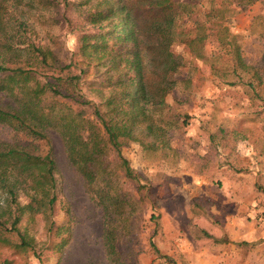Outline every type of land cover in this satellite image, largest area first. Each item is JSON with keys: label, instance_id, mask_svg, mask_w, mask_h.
<instances>
[{"label": "trees", "instance_id": "16d2710c", "mask_svg": "<svg viewBox=\"0 0 264 264\" xmlns=\"http://www.w3.org/2000/svg\"><path fill=\"white\" fill-rule=\"evenodd\" d=\"M255 1L21 0L27 13L42 23L48 18L61 24L62 18L68 24L72 6L89 5L83 14L86 23L79 26V45L65 51L33 37L21 14L13 19L1 13L0 92L13 104H0V124L9 129V136L0 140V248L28 254L42 264L49 249L62 252L72 240L71 217L59 222L71 207L46 131L51 129L61 138L90 199L103 207L109 263L123 264L116 243L129 235V219L148 207L154 220L149 248L176 264L154 241L160 217L157 201L151 186L141 183L122 155L120 139L134 138L144 125L151 140L141 141L143 149H153L163 159L177 156L168 132L181 115L173 112L166 96L178 82H190V76L172 77L183 65L173 50L179 44L192 58L207 63L220 83L240 86L264 107V78L243 57L238 36L226 24L236 12L233 3L247 6ZM38 5L44 14L36 16L31 10ZM192 13L201 20L191 25ZM79 54L81 59L75 60ZM218 131L217 138L226 135L224 129ZM26 212L44 218L45 237L40 241L19 226ZM200 232L198 238L209 236Z\"/></svg>", "mask_w": 264, "mask_h": 264}, {"label": "rangeland", "instance_id": "374dc122", "mask_svg": "<svg viewBox=\"0 0 264 264\" xmlns=\"http://www.w3.org/2000/svg\"><path fill=\"white\" fill-rule=\"evenodd\" d=\"M1 1L4 0H0V20L1 13L13 19L21 14L20 18L26 19L24 23L30 24L32 36L39 37L44 46L51 44L56 51H65L79 45V26L86 23L83 14L89 5L72 6L67 12L70 22L61 18V24H57L48 18H42L43 23L34 19L21 6V0ZM262 1L247 6L233 3L236 12L226 24L238 36L243 57L264 78ZM202 3L206 4V0ZM31 11L36 16L44 14L41 5ZM200 20L198 13L188 17L191 25ZM173 50L183 65L172 77L190 76L187 85L178 82L166 96L173 112L181 115L177 127L168 132L176 159H163L153 149H143L141 141L151 140L144 125L136 129L134 138L120 139L122 155L141 183L151 186L156 198L160 217L154 241L176 264H264V107L240 86L220 83L210 74L207 63L192 58L186 46L175 45ZM80 59L79 54L75 60ZM88 77H92L91 72ZM0 104L9 107L13 100L0 92ZM220 128L226 135L217 138ZM46 131L63 194L71 207V213H62L59 222L71 217L72 240L62 252L49 249L42 264H110L103 245V207L90 199L59 135L51 129ZM8 132L0 124V140L7 138ZM19 199L25 203L22 195ZM152 213L147 207L129 219V235L116 243V256L121 263L171 264L149 248L148 236L154 227ZM19 226L37 241L45 237L41 214L31 216L26 212ZM200 230L212 238H198L202 235ZM214 237L224 242H217ZM0 264L39 262L28 254L3 247Z\"/></svg>", "mask_w": 264, "mask_h": 264}]
</instances>
